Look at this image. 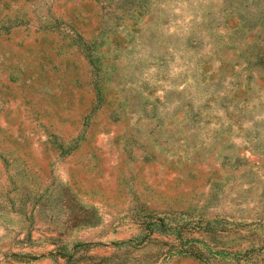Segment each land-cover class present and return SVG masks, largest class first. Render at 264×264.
I'll use <instances>...</instances> for the list:
<instances>
[{
	"label": "rangeland",
	"instance_id": "1",
	"mask_svg": "<svg viewBox=\"0 0 264 264\" xmlns=\"http://www.w3.org/2000/svg\"><path fill=\"white\" fill-rule=\"evenodd\" d=\"M0 264H264V0H0Z\"/></svg>",
	"mask_w": 264,
	"mask_h": 264
},
{
	"label": "trees",
	"instance_id": "2",
	"mask_svg": "<svg viewBox=\"0 0 264 264\" xmlns=\"http://www.w3.org/2000/svg\"><path fill=\"white\" fill-rule=\"evenodd\" d=\"M183 252H186V251H178L177 253H183ZM195 257V256H194ZM197 258V257H196Z\"/></svg>",
	"mask_w": 264,
	"mask_h": 264
}]
</instances>
